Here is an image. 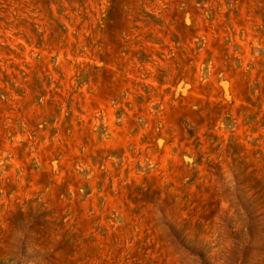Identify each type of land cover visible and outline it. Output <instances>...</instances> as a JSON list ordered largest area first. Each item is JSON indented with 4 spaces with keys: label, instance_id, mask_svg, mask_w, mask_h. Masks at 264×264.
Here are the masks:
<instances>
[{
    "label": "rangeland",
    "instance_id": "rangeland-1",
    "mask_svg": "<svg viewBox=\"0 0 264 264\" xmlns=\"http://www.w3.org/2000/svg\"><path fill=\"white\" fill-rule=\"evenodd\" d=\"M0 264H264V0H0Z\"/></svg>",
    "mask_w": 264,
    "mask_h": 264
}]
</instances>
